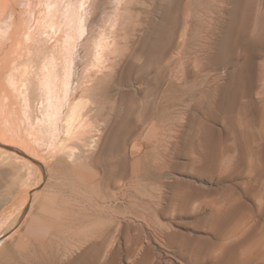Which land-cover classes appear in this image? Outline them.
I'll use <instances>...</instances> for the list:
<instances>
[{
	"label": "rangeland",
	"instance_id": "1",
	"mask_svg": "<svg viewBox=\"0 0 264 264\" xmlns=\"http://www.w3.org/2000/svg\"><path fill=\"white\" fill-rule=\"evenodd\" d=\"M8 9L23 38L15 61L14 42L0 52V128L12 135L0 153L15 145L42 169L0 161V264H264V0ZM105 31L114 46L103 70L94 58ZM64 43L73 62L90 52L70 74L62 118L71 98L98 104L93 145L70 143L76 161L60 151L65 134L28 140L25 95L39 79L28 76L23 96L12 80L35 56L62 63Z\"/></svg>",
	"mask_w": 264,
	"mask_h": 264
},
{
	"label": "bare ground",
	"instance_id": "2",
	"mask_svg": "<svg viewBox=\"0 0 264 264\" xmlns=\"http://www.w3.org/2000/svg\"><path fill=\"white\" fill-rule=\"evenodd\" d=\"M9 1L10 0H0V52L4 51L6 49V47L8 45L7 44L8 41L14 42L15 45L13 46V50L11 51L12 52L11 54H15V58H14V61H15L17 59V56L19 55L20 45H21V41H22L23 37H21L20 33L17 32L18 28H16L17 27V21H16L15 13H12V11L10 12V9H8L9 8ZM46 2H47V0H46ZM69 5H70V3H69ZM67 10H69V9H67ZM74 14L75 13H73V15ZM57 18H59V17H57ZM76 21H78V20H76ZM51 26L53 28H55V29L58 28L57 27V22H52ZM76 28H78V27H76ZM88 32H90V31L88 30ZM110 38H111V35H108V32L105 31L101 41L96 45V48H97V52L96 53L97 54H96V57L94 58L95 66H98V67L102 68L103 66L106 65L107 61L109 60V54H110V52H112L113 46H114L113 44H111ZM67 41H68V39H67ZM73 41L71 42V40H70L71 46L72 45L73 46L77 45V44H75L76 40L74 42ZM68 44L64 43L62 48L59 51L60 56L61 57L64 56V59L61 61L62 63L58 64L53 59H51L49 57H46V56L41 57V55H43V54H41L40 56H35L29 62H27V63H25V64L20 66L19 71L18 72L16 71L17 73H15L14 78L12 80H13L14 83L17 84V87H15L14 89H16V88L19 89L20 92H21V95H22L23 94L22 90L24 89L23 84L24 85L27 84V81L30 78V77L28 78L29 75L30 76L34 75V77L37 75V77L39 79L38 81H36L34 79L35 81H33V84L30 83V84L34 85V82H38L37 89L35 87V89L31 90V89H29L30 88L29 87L27 90H28V93H30L29 94L30 96L28 95V93L26 91V95H25L26 98L24 97L25 100H26V107L24 109L25 116L24 115L23 116L25 117V121L27 123V128L26 129L30 130V133H27L28 136L30 137V138H28V140L29 139H33V140H30V141H34V142H41L42 141V145H43V142H46L47 138L49 136H54L55 141H57L59 139H56V138L59 135L65 134V136H63L64 138H63V140L61 141V144H60L61 145V150L60 151H62L63 154H65L69 159H72V160L76 161L80 155H77L78 154V152H77L78 150L75 151L76 150L75 148H77V147H76V145H75V147H73L72 146L73 144L72 145L70 144L71 141L77 139L80 142V145H82L84 147H86V146L87 147H91L93 145V143L95 142V140H96L95 136H94V133H95L94 131L95 130L98 131L100 129H99V125L95 124L96 121L94 122V121L91 120L90 114H89L90 112L88 113V111H89V109H90V107L92 105H94L95 107L98 106V104L97 105L94 104L95 101L91 98L92 97L91 93L88 94V95H91V97H89L86 93H84L87 96L83 95L82 97H79L78 99H76V98L75 99H73V98L69 99L70 100V107L67 110V112L64 115V117L62 118V116H63V114H62L63 113V108H64V105L66 104L65 99L67 98V96H69L68 95L69 93L66 94V88L69 91H71V89H72L71 88L72 87L71 86V82L74 81V76L72 77V81H71V75H73L77 70H78L77 73L81 72L80 67H81L82 64L87 62L88 54L90 52L89 51V52H85V53H82V52L79 53L80 58L83 59L84 62L82 60H80V61L77 60L76 61L75 58H74V62H73V58H72V53L74 52L73 51V47H71V46L69 47ZM10 61H11V59H10ZM72 63H74V67H73ZM19 65H20V63H19ZM16 66H18V64H16ZM76 66H77V68H76ZM15 68H17V67H15ZM70 68L74 69V71L71 72V73L69 72ZM11 69H14V66ZM103 70H104V67H103ZM5 80H6V78H5ZM31 82H32V80H31ZM2 83H4V82H2ZM19 83H20V85H19ZM16 84H15V86H16ZM3 88H4V86H3ZM11 88H12V86H11ZM0 90H1V88H0ZM13 91H15V90H13ZM23 91H25V89ZM6 94H4L6 97H9L11 95V94L10 95L8 94L9 95L8 96ZM15 95H16V93H15ZM27 95L29 96V99L27 98L28 97ZM75 95H77V94H75ZM6 97H4V98H6ZM4 98H3V100H4ZM67 100H68V98H67ZM0 103H1V101H0ZM63 103H65V104L63 105ZM5 104H6V101H5ZM1 105H2V107H1V109H2L3 108V104H1ZM36 110H38L39 113H38V111L36 113ZM61 118L64 119V123L61 122ZM61 128H63V130H61ZM6 131H11V130H7L5 128H0V139L4 141L3 142L4 144H6V142H8V138H10L12 136V135L11 136L9 135L10 136L9 137L8 134H10V132L8 133ZM15 132H13V133H15ZM54 138H52V139H54ZM52 139H51V142H52ZM13 140L14 139H12V141ZM0 144H1V142H0ZM12 144H13V142L11 143V145ZM34 144H35L34 146H36V143H34ZM38 145H37V147H38ZM1 147L2 146H0V148ZM3 149H4V151L2 153H0V161H4L6 163V162H8L9 159L12 161L11 158H14L16 161H20V162L27 163V164H30V165L32 164L33 166L35 165L37 168L42 169L41 165L39 163H37V161H34L33 158H31L28 155H23L21 153V150H19V148H17V146L15 147V145H14V148L13 147L12 148L3 147ZM76 152H77V154H76ZM5 159H7V161H5ZM11 161H9V162H11ZM4 162L1 163V164L3 165ZM1 170L2 169H0V171ZM41 180H42V178H41ZM35 197H37L36 194H32V193L28 194V196L26 197L25 201L23 203H21L22 204L21 208L19 207L20 208V211H19L20 215L24 211L26 206L30 205V203L35 199ZM20 215H18L17 218H20ZM22 215H24V213H22Z\"/></svg>",
	"mask_w": 264,
	"mask_h": 264
}]
</instances>
